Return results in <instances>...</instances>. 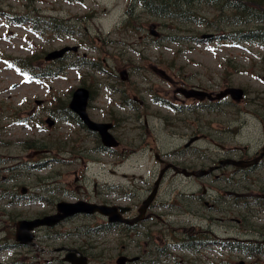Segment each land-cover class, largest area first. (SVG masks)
Returning <instances> with one entry per match:
<instances>
[{
	"label": "rangeland",
	"instance_id": "obj_1",
	"mask_svg": "<svg viewBox=\"0 0 264 264\" xmlns=\"http://www.w3.org/2000/svg\"><path fill=\"white\" fill-rule=\"evenodd\" d=\"M130 4L131 0H0V186L17 193L20 201L92 196L107 190L102 187L105 182L128 185L123 172L128 178L137 174V178L151 181L158 161L136 151L141 143L151 144L166 155L167 162L199 169L213 166L227 151L252 155L263 147L264 47L226 38L237 30L229 22L187 23L151 16L138 2ZM129 7L133 20L126 26ZM197 8L199 19L209 22L222 14L203 5ZM38 15L47 22L39 21ZM48 18H55L57 26L49 24ZM31 21L39 22L36 30ZM152 25L158 37L150 36ZM204 34L217 39L200 42ZM65 46L77 47L78 55L70 54L58 63L44 61L46 53ZM26 59H31V67L26 65L31 75L19 72ZM80 60L88 66H81ZM75 62L78 67H69ZM50 70L57 72L56 76L48 75ZM123 71L127 76L122 79ZM192 85L214 95L229 87L240 88L245 96L239 103L229 98L204 102L205 106L194 108L191 115L177 89ZM78 87L91 92L88 112L93 119L98 121L110 112L120 119L112 133L120 142L118 154L103 155L97 137L73 118L69 119L74 122L58 118L57 106L67 105ZM47 117L55 122L52 127L45 123ZM191 120L210 128L208 138L195 143L191 151L181 152L189 138L185 127ZM180 131L182 139L174 136ZM123 150H128L124 158ZM116 165H120L118 175L111 171ZM231 171L227 167L216 171L215 178L197 182L175 177L172 172L166 175L160 189V198L166 203L180 194L188 200L202 186L215 203L214 234L208 246H197L195 253L175 250L172 255L187 260L174 264H264V172L244 180ZM133 185L126 189L134 190L141 201L148 187L139 181ZM129 202L125 199L122 204ZM37 209L22 205L7 211L13 212L17 221V214L28 215ZM252 240L263 243V252L257 256L227 247ZM13 243L7 234L1 244ZM0 254L3 260L12 259L8 248Z\"/></svg>",
	"mask_w": 264,
	"mask_h": 264
},
{
	"label": "flooded vegetation",
	"instance_id": "obj_2",
	"mask_svg": "<svg viewBox=\"0 0 264 264\" xmlns=\"http://www.w3.org/2000/svg\"><path fill=\"white\" fill-rule=\"evenodd\" d=\"M134 1L132 0V2ZM66 58L67 56L62 61ZM80 63H82L81 60ZM192 89L209 92L193 85L177 89L179 95L184 98L181 103L184 104L185 109L187 106L191 108V115L193 112L195 113L194 108H203L204 102H207L206 100L198 101L194 98H185L187 94L185 90ZM206 107H210V105L208 104ZM130 108L135 109L132 105ZM90 119L97 123L111 124L112 133L120 121L112 112L100 116L98 121L91 116ZM136 119L139 120L138 117ZM181 121L185 123V119ZM185 129L189 133V138L179 149L181 152L191 151L195 143L201 139H207L206 132L210 128L205 129V127L197 126L191 120L190 125ZM85 131L87 130L85 129ZM88 133L97 137L95 133ZM174 136H180L178 138L182 139L183 135L180 131ZM192 139L196 141L194 144L190 143ZM116 140L118 139L116 138ZM142 142H144V138H142ZM150 145L141 143V149L136 151L148 156L152 155L158 161L157 174L151 181L145 182L144 176L137 178V174L128 178V173L123 172L122 176L127 179L128 185L120 184L121 181L117 184L105 182L102 187H105L106 191L92 196L88 194L81 197L72 196L70 201L65 200V195L20 201L17 193L0 186V253L3 249L8 248L12 257L7 261L3 260L0 254V264H174L177 261L183 263L187 258L182 259L183 257L174 256L172 252L176 250L187 253L192 252L197 246L203 247L205 244L208 246L211 234H214L215 218L212 217V214L215 211V203L211 197L205 194L203 186L200 191L192 193L188 200H185L184 195L180 194L181 196L176 195L175 199L166 203L160 198V189L168 172H172L175 177L186 178L192 182L207 177L215 178L216 171H222L227 167L233 170L232 174H240L244 180L250 179L255 172H264V145L252 155L248 152L236 154L227 151L222 160L215 162L207 169H199L196 166L183 168L167 162L166 155L154 150ZM118 148L108 149L101 145L99 152L106 156H112L118 154L116 152ZM220 149L221 153L225 150L224 147ZM127 153L128 150L121 151L122 157L124 158ZM229 159L243 161L244 165L252 160H257L248 168L220 166L222 161ZM119 166H113L111 169L115 175H118L120 171ZM173 166L177 169L174 170ZM210 167L215 169L206 173L205 171ZM130 171H136V169H130ZM137 181L148 187L141 201H137L138 196L134 190L127 191L128 189H126L132 188ZM10 182H15V179H10ZM128 192L130 193L128 194ZM151 195V201L144 208V202ZM125 199H129L130 202L123 205L122 201ZM180 199L181 201H179ZM262 200L264 206V187ZM77 201L115 207L117 209V213L114 214L116 220L110 221L109 217L99 213L63 215L60 210L62 204ZM22 205L25 207L37 206L38 209L28 215L17 214L18 220L16 221L13 212L7 210L20 209ZM49 218H56V220H49ZM170 218H174V221H170ZM136 219L138 221L134 223ZM33 221L36 223L31 228L24 229L27 238L20 237V224ZM127 221H133V224L128 225ZM7 234L14 242L10 246L1 244L6 241ZM3 235L5 237L2 239ZM131 250L135 252L126 255L127 251ZM193 252L195 253L194 250Z\"/></svg>",
	"mask_w": 264,
	"mask_h": 264
},
{
	"label": "trees",
	"instance_id": "obj_3",
	"mask_svg": "<svg viewBox=\"0 0 264 264\" xmlns=\"http://www.w3.org/2000/svg\"><path fill=\"white\" fill-rule=\"evenodd\" d=\"M67 2H73L75 0H65ZM145 11L151 16L157 17H172L178 18L189 23H200L197 19L195 7L198 4H206L212 6V8H219V11L227 15V19L232 22L233 25L240 27L237 31L231 32V36H236L242 41L252 42L260 46H264V0H139ZM218 10V9H217ZM128 20L125 22L126 26H130L131 10L127 11ZM222 14V15H223ZM40 20L45 22L46 19L37 16ZM49 24L57 26L54 18H48ZM216 20L215 22H217ZM39 22L34 21L37 26ZM23 72H30L31 59L23 60ZM60 111H66L65 106L60 105ZM68 113V112H67ZM70 114V113H69ZM72 116V114H70ZM56 148L60 149L58 142L55 143ZM262 243L252 242L249 245H234L231 250L242 252L247 256H257L263 252Z\"/></svg>",
	"mask_w": 264,
	"mask_h": 264
},
{
	"label": "water",
	"instance_id": "obj_4",
	"mask_svg": "<svg viewBox=\"0 0 264 264\" xmlns=\"http://www.w3.org/2000/svg\"><path fill=\"white\" fill-rule=\"evenodd\" d=\"M150 34L156 35V32L154 31V27L150 28ZM67 51H76V48H70V47H65L59 51H54L51 53H48L45 57L46 61H51L55 60L58 58H61L64 53ZM229 95L231 99L235 101H239L243 98V91L238 88H230L226 90L225 92L221 93L218 95L216 98L220 97H225ZM186 97H196L199 100L204 99L207 97L209 100H212V96L204 91H199V90H192L189 91L186 94ZM89 99V92L85 88H79L74 91L72 94L71 101L69 103V109L73 111L79 118L82 120V122L88 127L89 130L97 132L101 138V142L104 146L107 147H112V146H117V143L114 141V139L110 136L108 129L111 128V125L109 124H99V123H94L92 122L88 115L86 114V106L87 102ZM38 105H40V102H36ZM46 124L48 126H52L53 122L50 119L46 120ZM228 163H231L236 166H242L241 162H236V161H228ZM152 196L144 202V207L151 201ZM66 209H62L63 213L67 216H70L75 213H92L97 210L101 214H110L113 211H115L114 208H107L105 206H92L89 204H84L82 202H79L77 204H65ZM95 208V209H94ZM36 222H22L20 224V229H19V236L23 238H27L26 232L24 229L31 228ZM132 222H128V224H131ZM28 224V225H27ZM24 226V227H23ZM18 236V235H17ZM242 264V263H240Z\"/></svg>",
	"mask_w": 264,
	"mask_h": 264
}]
</instances>
